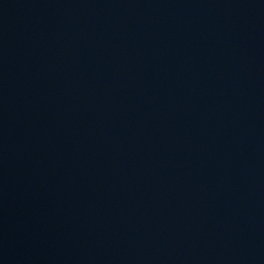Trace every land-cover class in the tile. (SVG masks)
Masks as SVG:
<instances>
[{"label":"water","instance_id":"95a60500","mask_svg":"<svg viewBox=\"0 0 264 264\" xmlns=\"http://www.w3.org/2000/svg\"><path fill=\"white\" fill-rule=\"evenodd\" d=\"M0 264H264V0H0Z\"/></svg>","mask_w":264,"mask_h":264}]
</instances>
